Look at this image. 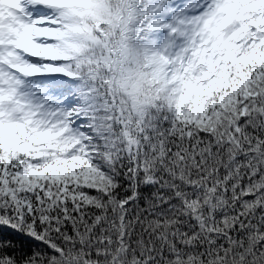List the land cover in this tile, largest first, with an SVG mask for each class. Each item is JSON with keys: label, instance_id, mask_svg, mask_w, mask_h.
<instances>
[{"label": "snow or ice", "instance_id": "obj_1", "mask_svg": "<svg viewBox=\"0 0 264 264\" xmlns=\"http://www.w3.org/2000/svg\"><path fill=\"white\" fill-rule=\"evenodd\" d=\"M0 264H264V0H0Z\"/></svg>", "mask_w": 264, "mask_h": 264}, {"label": "trees", "instance_id": "obj_2", "mask_svg": "<svg viewBox=\"0 0 264 264\" xmlns=\"http://www.w3.org/2000/svg\"><path fill=\"white\" fill-rule=\"evenodd\" d=\"M3 234H7L6 230H4V233Z\"/></svg>", "mask_w": 264, "mask_h": 264}]
</instances>
